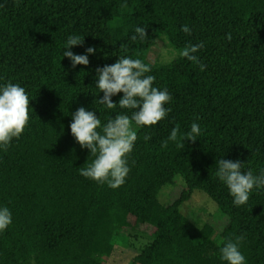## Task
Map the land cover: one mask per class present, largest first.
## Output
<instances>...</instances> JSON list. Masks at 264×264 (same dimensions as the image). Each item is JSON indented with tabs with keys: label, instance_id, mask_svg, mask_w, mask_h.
Instances as JSON below:
<instances>
[{
	"label": "trees",
	"instance_id": "obj_1",
	"mask_svg": "<svg viewBox=\"0 0 264 264\" xmlns=\"http://www.w3.org/2000/svg\"><path fill=\"white\" fill-rule=\"evenodd\" d=\"M137 26L146 27L143 42L130 39ZM71 34L84 36L74 53L96 48L87 66L62 58ZM160 37L181 52L203 43V70L182 54L150 63ZM125 55L149 66L172 100L167 118L136 129L130 172L113 190L79 175L93 157L68 126L80 107L102 124L120 113L97 103L95 69ZM8 82L26 89L32 111L20 138L0 151V205L12 212L0 264H106L136 235L131 264H223L220 247L240 235L247 264H264V192L236 207L215 177L220 158L264 168V0H0V84ZM193 122L202 129L197 141L161 147L173 127L182 139ZM178 184L179 197L162 203L161 192ZM194 192L226 221L219 241L210 223L182 213Z\"/></svg>",
	"mask_w": 264,
	"mask_h": 264
},
{
	"label": "clouds",
	"instance_id": "obj_2",
	"mask_svg": "<svg viewBox=\"0 0 264 264\" xmlns=\"http://www.w3.org/2000/svg\"><path fill=\"white\" fill-rule=\"evenodd\" d=\"M123 6V5H122ZM146 27L137 26L130 39L143 42L148 37ZM180 31L191 35L188 25H182ZM84 36L69 35L62 47V58L66 57L71 68L77 65L87 66L89 57L94 55L96 48L89 46L83 54H76L71 49L82 46ZM203 43L191 45L183 50L182 55L190 62L199 65L196 53L203 47ZM174 57L164 51L165 62H171ZM95 89L103 93L97 103L109 110L119 109L120 113L102 124L97 111L78 108L71 114L69 130L74 141L81 149H87L93 157L87 167H80L79 175L110 189H118L124 185L130 172L129 155L132 153L138 139L136 129L155 126L167 118L170 109L166 107L172 96L167 88L155 86L156 76L150 75L151 68L142 60L131 56H119L111 65L95 69ZM122 93L118 103L113 97ZM29 96L26 89L17 83L0 84V151H5L15 139L18 140L29 123ZM32 111V109H31ZM202 129L193 122L190 130L180 138L179 126L173 127L169 136L162 142L166 148L169 142L175 143L183 149L182 141L195 142L201 135ZM149 140V136L144 137ZM215 177L227 189L236 207L245 205L253 191L264 192V168L254 173L251 168L245 169V163L237 160L220 158L215 162ZM12 224V212L8 206L0 205V234ZM244 236L228 239L219 249V259L223 264H247L241 248Z\"/></svg>",
	"mask_w": 264,
	"mask_h": 264
},
{
	"label": "rangeland",
	"instance_id": "obj_3",
	"mask_svg": "<svg viewBox=\"0 0 264 264\" xmlns=\"http://www.w3.org/2000/svg\"><path fill=\"white\" fill-rule=\"evenodd\" d=\"M168 50V54L174 57L172 60L178 58L182 52L180 50L174 49L163 42V38L160 37L154 47L150 50L148 54V61L152 64H166L164 59V51ZM171 60V61H172ZM182 190L181 184H178L173 189H165L161 192L160 201L162 203L172 202L179 197ZM182 213L195 225L201 226L204 223H210L216 232L218 237L216 241H219V232L225 225L226 221L224 219H219V212L216 210L211 201L201 192H194L190 200L187 201L181 207ZM142 239L139 235L130 238V247L122 248L116 247L113 251L111 257L107 260L106 264H131L132 258L137 252V246L140 245Z\"/></svg>",
	"mask_w": 264,
	"mask_h": 264
}]
</instances>
